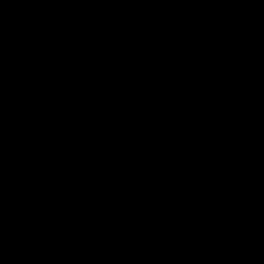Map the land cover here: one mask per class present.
<instances>
[{
  "label": "water",
  "instance_id": "1",
  "mask_svg": "<svg viewBox=\"0 0 264 264\" xmlns=\"http://www.w3.org/2000/svg\"><path fill=\"white\" fill-rule=\"evenodd\" d=\"M0 264H264V0H0Z\"/></svg>",
  "mask_w": 264,
  "mask_h": 264
}]
</instances>
